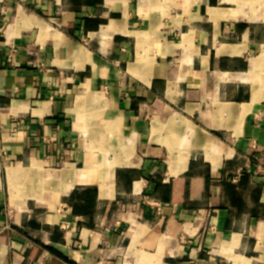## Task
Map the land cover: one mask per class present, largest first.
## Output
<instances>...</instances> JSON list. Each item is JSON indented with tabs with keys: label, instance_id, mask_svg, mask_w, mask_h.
Listing matches in <instances>:
<instances>
[{
	"label": "crops",
	"instance_id": "1",
	"mask_svg": "<svg viewBox=\"0 0 264 264\" xmlns=\"http://www.w3.org/2000/svg\"><path fill=\"white\" fill-rule=\"evenodd\" d=\"M0 137V264H264V0H0Z\"/></svg>",
	"mask_w": 264,
	"mask_h": 264
},
{
	"label": "built area",
	"instance_id": "2",
	"mask_svg": "<svg viewBox=\"0 0 264 264\" xmlns=\"http://www.w3.org/2000/svg\"><path fill=\"white\" fill-rule=\"evenodd\" d=\"M1 141H2V138L0 137V143H1Z\"/></svg>",
	"mask_w": 264,
	"mask_h": 264
},
{
	"label": "trees",
	"instance_id": "3",
	"mask_svg": "<svg viewBox=\"0 0 264 264\" xmlns=\"http://www.w3.org/2000/svg\"><path fill=\"white\" fill-rule=\"evenodd\" d=\"M89 201V203L91 202V200H88Z\"/></svg>",
	"mask_w": 264,
	"mask_h": 264
}]
</instances>
